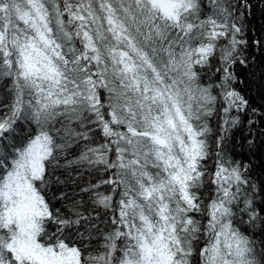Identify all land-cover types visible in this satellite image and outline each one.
<instances>
[{
  "label": "snow or ice",
  "instance_id": "6c2138e0",
  "mask_svg": "<svg viewBox=\"0 0 264 264\" xmlns=\"http://www.w3.org/2000/svg\"><path fill=\"white\" fill-rule=\"evenodd\" d=\"M254 7L0 0V264H264Z\"/></svg>",
  "mask_w": 264,
  "mask_h": 264
},
{
  "label": "trees",
  "instance_id": "16d2710c",
  "mask_svg": "<svg viewBox=\"0 0 264 264\" xmlns=\"http://www.w3.org/2000/svg\"><path fill=\"white\" fill-rule=\"evenodd\" d=\"M251 2L255 7L252 8L248 16L249 35L260 38L264 35V14H262L264 3L260 0H251ZM249 53V59L252 61L251 66L247 69L238 66L237 71L240 73V78L245 81L240 86L244 94L250 99L253 107H259L264 105V76H262V72H264V47L250 48ZM213 125L215 126V119ZM230 142L235 149L236 158L251 160L255 166V171L259 173V166H264V144L255 149V155L249 152L247 148V129L244 126L233 131ZM261 174L264 175V173Z\"/></svg>",
  "mask_w": 264,
  "mask_h": 264
}]
</instances>
